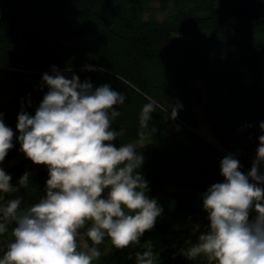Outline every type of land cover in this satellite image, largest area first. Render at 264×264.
<instances>
[{"label": "trees", "instance_id": "16d2710c", "mask_svg": "<svg viewBox=\"0 0 264 264\" xmlns=\"http://www.w3.org/2000/svg\"><path fill=\"white\" fill-rule=\"evenodd\" d=\"M53 67L68 79L87 80L93 90L108 84L125 95L110 126L122 134L112 143L140 151L146 195L163 210L138 243L117 249L106 236L96 246V263L137 264V254L150 249L154 264H214L203 254L189 258L187 250L208 228L202 196L224 182L221 160L232 155L247 175L264 135V0H0V114L14 133L3 162L18 158L5 173L19 188L0 193V207L19 197L26 210L46 194L48 169L22 156L16 125L22 110L35 115L48 91L41 77ZM149 99L160 105L149 122L157 131L141 141L140 131L148 129L141 128L140 117ZM198 113L219 146L196 131ZM259 170L264 173V166ZM25 172L26 188L19 185ZM169 186L192 192L171 195ZM190 217L193 229H173ZM14 227L9 223L0 234V259ZM88 227L79 230L77 243L90 248Z\"/></svg>", "mask_w": 264, "mask_h": 264}, {"label": "clouds", "instance_id": "9594fccd", "mask_svg": "<svg viewBox=\"0 0 264 264\" xmlns=\"http://www.w3.org/2000/svg\"><path fill=\"white\" fill-rule=\"evenodd\" d=\"M51 72L41 77L48 91L35 115L22 110L16 125L21 152L48 169L46 194L26 210L20 209L19 197L0 207V234L15 224L13 242L0 264H92L101 255L96 246L106 236L117 249L138 243L163 211L146 195L149 185L139 171L144 160L140 151L131 143H112L122 134L110 126L120 115L116 106L125 102V95L108 84L93 90L87 80L81 83L76 75L68 79L55 67ZM159 107L153 99L143 106L141 128L148 132L140 131L141 141L155 135L157 129L149 122ZM179 108L171 106V119ZM259 127L264 132V122ZM13 136L0 114V162L13 147ZM258 141L247 175L232 155L221 160L224 182L211 185L202 196L209 225L187 250L189 258L203 254L214 264H264V173L259 170L264 166V135ZM11 179L0 168V193L19 191ZM29 179L25 172L20 187L26 188ZM88 224L85 235L93 246L81 251L77 236ZM136 259L137 264H154L150 249Z\"/></svg>", "mask_w": 264, "mask_h": 264}, {"label": "rangeland", "instance_id": "374dc122", "mask_svg": "<svg viewBox=\"0 0 264 264\" xmlns=\"http://www.w3.org/2000/svg\"><path fill=\"white\" fill-rule=\"evenodd\" d=\"M152 7L157 9L158 8V4L157 3H152ZM164 15L163 14H157V18L158 19H161ZM244 78L245 80L247 81L248 79V74L246 71H244ZM197 85H200L201 86V83L200 82H196ZM198 116V126L196 128V131L202 135L204 138H206L208 141H210L211 143H213L214 145L216 146H219L218 143L215 141V139L213 138L210 130H209V127L205 124L203 118L201 117V115H199V113L197 114ZM16 135L18 136L19 133L16 131ZM134 145V144H133ZM24 154L22 153V156ZM18 162V158H15V159H9L3 163L0 164V168H2L4 171H7L9 170L14 164H16ZM166 190L168 192V194H191L190 192H192L190 189H186V188H182V187H178V186H169V187H166ZM161 208L162 206L159 205ZM191 219H188V220H179L177 222H174L172 227L174 230L176 231H181V230H185V229H188L189 231L191 229H193L194 227V224L192 222L193 218L190 217ZM78 245V249L81 250V251H86L87 248L85 247L86 244L83 243L82 241H78L77 243ZM92 264H97L95 259L93 260Z\"/></svg>", "mask_w": 264, "mask_h": 264}]
</instances>
